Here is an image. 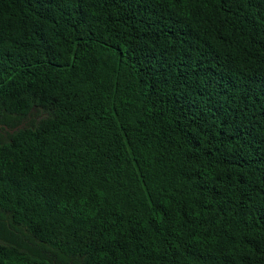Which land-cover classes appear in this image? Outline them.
<instances>
[{
	"label": "trees",
	"instance_id": "1",
	"mask_svg": "<svg viewBox=\"0 0 264 264\" xmlns=\"http://www.w3.org/2000/svg\"><path fill=\"white\" fill-rule=\"evenodd\" d=\"M0 264H264V0H0Z\"/></svg>",
	"mask_w": 264,
	"mask_h": 264
},
{
	"label": "rangeland",
	"instance_id": "2",
	"mask_svg": "<svg viewBox=\"0 0 264 264\" xmlns=\"http://www.w3.org/2000/svg\"><path fill=\"white\" fill-rule=\"evenodd\" d=\"M43 117V114L41 113H35L34 115H32L31 117L28 118V120H25L24 123L21 124V126H19L20 128L23 127H28L31 124H35L36 122H38L41 118Z\"/></svg>",
	"mask_w": 264,
	"mask_h": 264
},
{
	"label": "water",
	"instance_id": "3",
	"mask_svg": "<svg viewBox=\"0 0 264 264\" xmlns=\"http://www.w3.org/2000/svg\"><path fill=\"white\" fill-rule=\"evenodd\" d=\"M15 130H17V128H14V129L12 130V132L15 131Z\"/></svg>",
	"mask_w": 264,
	"mask_h": 264
}]
</instances>
